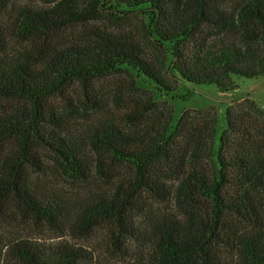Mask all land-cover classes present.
I'll return each instance as SVG.
<instances>
[{
	"label": "trees",
	"instance_id": "trees-1",
	"mask_svg": "<svg viewBox=\"0 0 264 264\" xmlns=\"http://www.w3.org/2000/svg\"><path fill=\"white\" fill-rule=\"evenodd\" d=\"M17 11L10 30L0 23V98L21 105L0 116V223L18 213L70 231L105 226L115 245L138 242L130 264H228L229 254L264 264V107L228 105L220 133L215 107L175 119L173 104L156 98L180 83L232 92L235 76H264V0H50ZM137 11L147 42L112 26L60 40ZM9 32L20 45L10 55ZM116 76L124 82L114 91L136 92L121 117L102 96ZM45 153L72 181L110 189L68 198L40 178ZM166 202L169 211L157 208ZM0 252L6 264L87 257L5 233Z\"/></svg>",
	"mask_w": 264,
	"mask_h": 264
},
{
	"label": "rangeland",
	"instance_id": "rangeland-1",
	"mask_svg": "<svg viewBox=\"0 0 264 264\" xmlns=\"http://www.w3.org/2000/svg\"><path fill=\"white\" fill-rule=\"evenodd\" d=\"M49 1L50 0H0V5L6 2L8 6L7 10H3L0 13V23L4 28L10 30V25L13 21L12 17L18 12L17 10L22 9V7L26 5L47 7ZM101 19L103 20H92L85 25L69 29L60 40L71 37L80 39L82 36L89 35V32L94 31L97 27L108 29V27L112 26L114 29L111 28V31L132 29L136 36L139 38L141 37L146 42L148 41L149 35L145 31L146 28L142 25L145 17L140 11L129 15V19L125 17V20L119 21L118 24L109 17H103ZM6 38L9 41L10 50L4 53L9 55L14 54L16 52L15 49H19L20 45L15 41L16 39L11 36L10 32ZM149 44L151 47L148 52L152 53L153 46L151 43ZM23 47L31 48L30 46L27 47L26 44H24ZM2 54L3 53L0 52V56ZM170 73L173 74V70H170ZM234 80L238 88L232 92H222L214 85H195L185 82L180 83L177 91L162 95L158 93L159 95H157L156 98L157 100L168 101L173 104L175 119L186 109L206 110L210 107H215L219 114L218 126L221 133L226 127L224 112L228 105L242 101L245 98H251L259 106L264 107V76L252 79L235 76ZM119 81L124 82V80L118 76L105 80L102 88V96L113 106L117 116L121 117L126 111L130 98L133 97L136 92H133L132 88H129L126 83L122 85V93L114 91L113 89ZM117 95H119V98ZM16 106L21 107L17 101L0 98V116L12 113L16 109ZM4 154L2 147H0V160ZM40 160L44 164L46 171L45 176H40V178L44 179L48 186L56 188L70 199L76 198L80 200L91 192L97 193L110 189L109 184L99 186V184L96 185L92 183L91 186L88 185V187H84L76 181H72L65 173L57 169L52 156L47 153L41 155ZM98 187L100 189H98ZM171 207V203L168 202L157 205L159 210L165 209V211H169ZM0 233L10 234L47 245L69 243L83 250L86 254L87 257L84 259L83 264H130L134 257L140 252V246L137 241L128 240L125 244H121L120 246L115 245L111 232H109L105 226H99L89 230L70 231L52 227L45 221L34 220L18 213H15L10 219H4V222L0 223ZM226 258L228 264H235L236 259L233 255L229 254ZM0 264H6L1 252Z\"/></svg>",
	"mask_w": 264,
	"mask_h": 264
}]
</instances>
